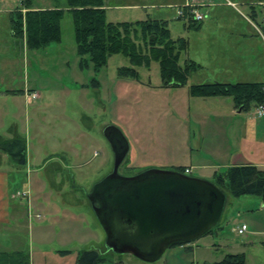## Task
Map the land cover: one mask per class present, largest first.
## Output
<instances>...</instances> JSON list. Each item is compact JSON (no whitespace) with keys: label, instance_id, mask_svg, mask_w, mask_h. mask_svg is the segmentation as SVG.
<instances>
[{"label":"rangeland","instance_id":"obj_1","mask_svg":"<svg viewBox=\"0 0 264 264\" xmlns=\"http://www.w3.org/2000/svg\"><path fill=\"white\" fill-rule=\"evenodd\" d=\"M103 1L110 23L147 17L167 21L172 39L188 42L179 65L194 61L200 70L178 89L161 87L154 62L149 68L136 69L138 80L119 77L120 68L130 67L121 55L110 57L98 73L91 67L80 70L66 0H1L0 137L21 136L28 164L14 169L4 155L0 167L12 171L10 191L26 192L28 198L12 201L22 208V215L7 226L0 225V252H29L36 264H43L42 256L47 257L46 264H74L79 253L95 247L93 234L102 236L103 229L92 216L87 194L113 165L111 146L103 136L108 126L117 128L128 145L119 167L124 176L181 168L192 170L190 178L213 183L216 175L225 173L215 153L238 152L244 135L250 141V134L255 135L253 142L259 146L257 151L249 150V158L264 165V117L258 118L257 110L230 116V127L220 120L211 126L212 113L233 110L231 99L192 98L188 93L196 84L264 83V48L239 36L251 34L250 24L256 25L264 17V7L256 20L248 7L253 0H228L236 10L226 7V0L212 1L221 7L197 8L204 19L201 28L195 30L189 28L191 17L177 20V11L184 9L185 0ZM26 5L34 10H64L60 42L30 51L23 40L12 35L10 13ZM253 5L260 9L257 3ZM27 92L38 95L31 104L26 103ZM204 117L208 125L201 124ZM81 133L90 138H81ZM73 149L82 150L89 165H81V158H77L81 168H76L73 160L60 158ZM210 165L218 166L217 170ZM222 193L225 202L221 220L211 233L191 242L196 254L191 260L192 252L186 251L188 264H217L228 254H243L245 264H264V199L234 198L226 187ZM241 226L247 231L240 236L236 230ZM75 228L79 230L73 233ZM105 259V264H149L115 253Z\"/></svg>","mask_w":264,"mask_h":264},{"label":"trees","instance_id":"obj_2","mask_svg":"<svg viewBox=\"0 0 264 264\" xmlns=\"http://www.w3.org/2000/svg\"><path fill=\"white\" fill-rule=\"evenodd\" d=\"M66 4L72 17L80 70L91 67L94 73H98L110 57L121 55L128 60L130 67L120 68L119 77L138 80L136 69L149 68L154 62L158 65L161 87L178 89L185 87L188 77L200 68L194 61L185 62L183 67L179 65L181 53L188 49V42L183 38L172 39L167 21L147 17L142 21L110 23L106 20L103 0H66ZM249 10L255 19L261 14L256 7L251 6ZM63 16L62 9L34 10L27 5L16 8L10 13L12 35L23 40L30 51L58 43ZM185 16L190 17L188 10ZM177 20L183 18L177 17ZM190 27L198 30L200 23L192 20ZM188 93L192 98H230L233 107L240 112L264 108V83L196 84L189 87ZM25 150L22 138L15 136L5 140L0 137V152L18 166L26 164ZM213 184L221 192L226 187L234 198L250 196L264 199V170L253 165L229 168L224 174L216 175ZM211 232L212 229L205 235ZM105 262L106 259L95 251L81 252L76 258V264ZM0 264H30L29 254L23 251L0 252ZM217 264H245V258L243 254H228Z\"/></svg>","mask_w":264,"mask_h":264},{"label":"water","instance_id":"obj_3","mask_svg":"<svg viewBox=\"0 0 264 264\" xmlns=\"http://www.w3.org/2000/svg\"><path fill=\"white\" fill-rule=\"evenodd\" d=\"M110 133L119 141L117 149ZM103 136L112 149V171L87 197L112 253L151 264L168 245L200 238L218 223L225 197L213 183L163 170L122 177L118 168L128 145L113 126Z\"/></svg>","mask_w":264,"mask_h":264},{"label":"crops","instance_id":"obj_4","mask_svg":"<svg viewBox=\"0 0 264 264\" xmlns=\"http://www.w3.org/2000/svg\"><path fill=\"white\" fill-rule=\"evenodd\" d=\"M188 1H192V0H185L183 4L186 5ZM212 1H219V0H201V1H199V3L196 5L195 8L197 10V8L200 9V8H202L204 6L205 7L212 6V7H214V9L221 7L219 3H217L216 5L215 4L213 5ZM226 1H228V0H226ZM228 2H230V1H228ZM254 2L257 3V6L260 8L258 11L261 12V9L264 7V1L253 0L252 2L248 3V7H251V6L254 7V5H253ZM231 4H233V3H231ZM225 6L228 7V8H231L233 10H236V6L235 7H231V6H228L226 4H225ZM197 12H198V10H197ZM256 20H258V18ZM250 25H251L250 26V29L252 30V31H250L251 34L248 35V36L241 34V35H239L240 38L243 39L244 41H248V42H251V43H253V42L260 43L262 45V47L264 48V39H263V37H264V25L262 24V19L259 20L256 25H253V26H252V24H250ZM254 26H257V28L260 30V32H258L256 30V28H254ZM199 70H200V68H199ZM225 84H231V83H225ZM10 93L11 94H14L15 91H11ZM204 99H209V98H204ZM218 99H226V98H218ZM230 103H231V106H232V109H233L232 111H230V112L212 113L211 118L213 120L212 121H209V124L211 126H216V125H213V124L215 122H217L218 120H220V121L226 122V126H229L230 127L231 126V123L230 122H227V120H229L230 116L231 117L233 116V118H235L234 115H239V114L243 113V112H240V111L236 110L233 107V103L231 101H230ZM254 109L257 110V108H254ZM246 113H249V111L246 112ZM248 117H250V116H248ZM262 117H264V116H262ZM258 118H261V117H258ZM224 119L226 121H224ZM201 124L202 125H208V123L205 120V117L202 118ZM220 124H223V123L220 122L219 125ZM251 125H249V126H251ZM15 136H18V137L22 138L18 134H15V135H12L10 138H7V139L3 138V139H5V140H11ZM82 137L83 138H87V137L90 138L88 136V134H85V133H81V138ZM255 138H256L255 135L250 134V139H249L250 141H247L246 140L247 138L244 135V137L242 139L243 140L242 149L239 150L238 152L233 153V154H229V153H226V152H218V151H217V153H215V155L223 162V164H224L223 166L225 168V171L227 169H229V168H232V167H240V166H244V165H248V164L255 166L259 170H264V165H262L261 163L260 164H257L254 161H251V159L249 158V156L250 157L252 156V154H249L248 153L249 150H252L253 152H254V150L257 151V147L259 146V144H257V143L255 144V142H253ZM25 148H26V150H25V154H26V152H27L26 144H25ZM4 155L6 157H8L7 158L8 159L7 160V163L9 164V166L12 165V164H14V166H13L14 169L15 168H19V167H21V168L26 167L27 164H28L27 155L25 156L26 157V164L24 166H19L18 167V165H16V163H14V161L9 156H7L6 154H4L2 152H0V164H2L1 158H3ZM65 155L66 156H69V157L66 159L64 157ZM65 155L64 156L61 155L60 158L63 161H65V162H69L70 160L71 161L73 160L74 164L76 165V168H81V165H84V166L85 165H89V161L87 159H83V157H82V155H83V151L82 150L73 149L70 152L65 153ZM77 158H81V161L83 162V164L77 165V162H76V159ZM209 168L212 169V170H214V171H216L217 168H218V166L210 165ZM111 170H112V168L110 169L109 173H106V175H102L100 177V179L96 183H94V187L97 184H101L102 182H104L105 178L111 173ZM158 170L176 172V173H178V174H180L182 176H185V177H188V176H190L192 174V170L191 169H190L191 170V173L188 174V175L184 174V170L185 169L183 170V172H178L177 170H174V169H170V170L158 169ZM144 172H146V171H144ZM144 172L141 171V172L137 173L136 175H126V176H124V175H121L119 173V168H118V174L120 176H122V177H134V176L140 175V174H142ZM11 174H12V171L11 170H9V169L7 170L6 168L0 167V225H5V226H7V225L10 224V220H13V219H15L17 217L19 218L22 215V208L19 206V204H16V205L13 204L12 205V201H16V197H14V192L13 191H10V189H9L10 188V181L13 178L12 176H11L12 178L10 177ZM101 174H103V173L101 172ZM199 179L200 180H204L203 178H199ZM214 181H215V178H214ZM214 181H213V183H214ZM93 188L87 194V196H89L93 192ZM87 200H88V197H87ZM29 203H28V205H29ZM31 204H32V202H31ZM89 205H90V208H91V211H92L91 212L92 213V216L95 217L94 212H93V209H92V204H91L90 201H89ZM94 205L96 207L98 206V204L96 202L94 203ZM40 208H41V206H40ZM28 209H29V206H27V211H28ZM62 213H65V214L68 215L69 212L62 211ZM222 214H223V212L221 213V217H222ZM221 217H220V220H221ZM95 219H96V217H95ZM165 227L167 228V226H165ZM78 230H77V228H75L74 231H73V233H76ZM93 235H94L93 236L94 239L96 240V245H95V247L93 249L88 250V251H95L96 253H98L103 258L107 257L109 255V253L111 252V250H109L107 248V246H106V236H105L104 232H102V236H99L98 234H93ZM198 239L199 238L194 239V240L184 241V242H175L173 244L168 245L166 247V249H165V252H164L163 256L160 258L161 263L162 264H188V256L186 255V253L192 252L191 253V260H193L195 258V254L196 253L193 250V244H191V242H195ZM166 241H167V239H166ZM166 241H163V242H166ZM154 249H155V247H154ZM186 251H188V252H186ZM11 252H16V251H11ZM40 253H42V252H40ZM28 254H29V258H30V264H36L35 263V257L33 256V254H31L29 252H28ZM40 256H41V254H40ZM77 256H76V258H77ZM41 259H43V264H46L47 257L46 256H42ZM160 260H158V261H160ZM105 263H103V264H105ZM74 264H76V259H75V263ZM112 264H123V263L121 261H116V262H113ZM212 264H216V262H214Z\"/></svg>","mask_w":264,"mask_h":264},{"label":"built area","instance_id":"obj_5","mask_svg":"<svg viewBox=\"0 0 264 264\" xmlns=\"http://www.w3.org/2000/svg\"><path fill=\"white\" fill-rule=\"evenodd\" d=\"M199 1L201 0H192V1H188L187 4L184 6L183 10H178L177 11V17L178 18H185V11L188 10L190 17L193 19V21H195L196 23H200L202 22V20L204 19L203 15H201L199 12H197L196 10V5L199 3ZM1 3V0H0ZM226 5L231 6V7H235L234 4H231L230 2L226 1ZM262 24L264 25V17L262 18ZM254 28H256V30L258 32H260V30L257 28V26H254ZM26 98V103L27 104H31L33 101H35L38 98V95L36 93H26L25 95ZM256 115L258 117H262L264 116V108L262 107H258L257 108V113ZM191 173L190 169H185L184 170V174L188 175ZM14 197H23V198H28L27 193L23 192V193H16L14 194ZM247 228L246 226H241L240 228H238L236 230L238 235H243L246 232Z\"/></svg>","mask_w":264,"mask_h":264},{"label":"flooded vegetation","instance_id":"obj_6","mask_svg":"<svg viewBox=\"0 0 264 264\" xmlns=\"http://www.w3.org/2000/svg\"><path fill=\"white\" fill-rule=\"evenodd\" d=\"M109 138L112 141L113 145L115 146V148L117 149L119 146V141L118 139L113 135V133L109 134ZM112 171V170H111ZM100 199V198H99Z\"/></svg>","mask_w":264,"mask_h":264}]
</instances>
